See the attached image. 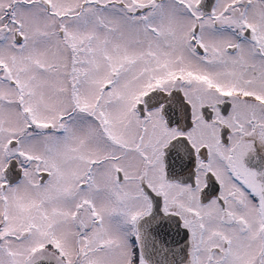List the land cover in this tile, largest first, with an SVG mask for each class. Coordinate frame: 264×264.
Returning <instances> with one entry per match:
<instances>
[{
    "label": "snow or ice",
    "instance_id": "6c2138e0",
    "mask_svg": "<svg viewBox=\"0 0 264 264\" xmlns=\"http://www.w3.org/2000/svg\"><path fill=\"white\" fill-rule=\"evenodd\" d=\"M0 264H264V0H0Z\"/></svg>",
    "mask_w": 264,
    "mask_h": 264
}]
</instances>
